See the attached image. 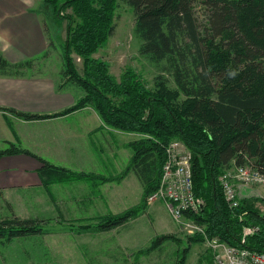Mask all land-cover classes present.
<instances>
[{
    "label": "trees",
    "instance_id": "16d2710c",
    "mask_svg": "<svg viewBox=\"0 0 264 264\" xmlns=\"http://www.w3.org/2000/svg\"><path fill=\"white\" fill-rule=\"evenodd\" d=\"M46 1L55 19L66 22L61 54L66 79L59 87L73 83L83 96L52 116L15 114L24 120L47 119L90 107L107 127L141 138L128 145L132 155L124 170L109 178L73 173L13 145L0 156L36 157L43 186L83 177L118 182L132 171L143 186L140 202L83 228L106 232L146 211L147 197L159 184L165 148L178 140L191 154L192 192L198 203L196 212L185 215L203 226L209 239L264 253V198L242 197L239 207L230 209L218 182L232 166L248 165L264 173V0H122L134 14L139 53L156 63L164 61L175 89L161 76L149 89L130 68L117 80L107 63L93 57L114 32L118 0ZM195 4L204 8L203 24L197 22ZM73 55L82 62L81 72ZM31 67V60L10 63L0 54L1 75H18ZM249 225L259 231L242 242V229ZM42 232L35 219L0 220L4 243ZM168 240L173 236H156L138 253L156 250ZM203 241L201 235L189 237L192 243ZM188 250L176 264L185 263Z\"/></svg>",
    "mask_w": 264,
    "mask_h": 264
},
{
    "label": "rangeland",
    "instance_id": "374dc122",
    "mask_svg": "<svg viewBox=\"0 0 264 264\" xmlns=\"http://www.w3.org/2000/svg\"><path fill=\"white\" fill-rule=\"evenodd\" d=\"M194 13L197 22L203 24V6L195 4ZM47 22L51 47L45 58L41 56L32 59V66L39 71H54L59 68L61 71L64 41L61 35L65 33L62 28L66 22L61 20L52 23L50 17ZM113 22V34L93 57L107 63L110 74L117 80L130 68L149 89L154 88L155 79L159 76L166 80L168 88L175 89L173 79L166 70V63L153 62L139 53L140 40L134 33V14L122 0L117 1ZM72 57L77 71L81 72V60L75 55ZM61 79L64 82L66 78L61 76ZM68 85L66 87L75 86L76 92L83 94L79 86L76 87L73 83ZM118 132L116 144L125 141L127 136L141 138L138 134ZM127 152L131 154L130 150ZM95 171L109 175L101 168ZM122 171L111 177L118 176ZM161 178L160 176L158 186ZM76 181L78 180L52 183L43 186V189L9 195L8 198L0 195V220L13 216L35 219L43 230L39 235L16 238L8 243L1 241L0 258L6 257L8 264H176L182 257L181 252L188 247L184 264H213L212 252L204 242H189L190 236L184 229L187 216L184 215L179 222H175L162 201H149V196L154 191L147 197L146 211L124 225L106 232L83 229L96 224L101 215H116L137 205L139 198L121 201L122 197L116 193L118 183L115 181H110L109 185L96 184L95 187ZM140 186L143 192L142 184ZM252 193L264 198V189L260 186L243 187V195L250 196ZM108 211L112 213H107ZM161 235H171L174 240L165 241L156 250L138 253L149 247L156 236ZM3 246L6 247L3 249Z\"/></svg>",
    "mask_w": 264,
    "mask_h": 264
},
{
    "label": "crops",
    "instance_id": "0c3cea01",
    "mask_svg": "<svg viewBox=\"0 0 264 264\" xmlns=\"http://www.w3.org/2000/svg\"><path fill=\"white\" fill-rule=\"evenodd\" d=\"M49 17L52 23H58L52 6L46 0H0V54L10 63L47 54L51 47L46 27ZM62 29L65 31V27ZM61 37L64 40L65 33ZM34 67L18 75L0 74V151L13 145L53 166L101 178H109L122 171L132 155V152L130 155L127 152L131 151L128 145L139 138L127 136L125 141L116 144L119 132L107 127L92 108L35 120H24L15 114L52 116L71 107L83 96L76 92L75 86L66 87L69 83L59 87L63 82L60 68L39 71ZM34 156L23 153L0 156L1 196L8 198L9 195L43 189L38 175L41 164ZM98 168L109 175L96 173ZM76 182L94 187L111 183L86 177ZM116 183V193L122 197L121 201L139 198L140 202L141 182L132 171ZM242 191L243 187L239 190L240 198L249 197ZM0 262L8 264L9 260L3 256Z\"/></svg>",
    "mask_w": 264,
    "mask_h": 264
},
{
    "label": "built area",
    "instance_id": "2783aa9c",
    "mask_svg": "<svg viewBox=\"0 0 264 264\" xmlns=\"http://www.w3.org/2000/svg\"><path fill=\"white\" fill-rule=\"evenodd\" d=\"M165 155L160 186L149 196V201H163L172 220L179 222L185 213H194L198 208L192 192L191 155L182 142L175 140L167 145ZM218 182L228 207L237 209L240 188L258 185L264 189V173L248 165L232 166L220 175ZM185 220L184 229L190 237H204V243L212 252L213 264H264V253L229 246L217 237L209 239L205 236L203 226L190 218ZM258 231V226H244L242 242Z\"/></svg>",
    "mask_w": 264,
    "mask_h": 264
},
{
    "label": "bare ground",
    "instance_id": "6f19581e",
    "mask_svg": "<svg viewBox=\"0 0 264 264\" xmlns=\"http://www.w3.org/2000/svg\"><path fill=\"white\" fill-rule=\"evenodd\" d=\"M190 153V152H189ZM191 155V154H190ZM190 162H191V159H190ZM161 201V200H160ZM163 202V201H162ZM164 203V202H163ZM165 204V203H164ZM204 242V241H203ZM205 244V243H204Z\"/></svg>",
    "mask_w": 264,
    "mask_h": 264
},
{
    "label": "clouds",
    "instance_id": "9594fccd",
    "mask_svg": "<svg viewBox=\"0 0 264 264\" xmlns=\"http://www.w3.org/2000/svg\"><path fill=\"white\" fill-rule=\"evenodd\" d=\"M230 75H235V73H230Z\"/></svg>",
    "mask_w": 264,
    "mask_h": 264
},
{
    "label": "water",
    "instance_id": "95a60500",
    "mask_svg": "<svg viewBox=\"0 0 264 264\" xmlns=\"http://www.w3.org/2000/svg\"><path fill=\"white\" fill-rule=\"evenodd\" d=\"M262 218L264 219V214H263V217Z\"/></svg>",
    "mask_w": 264,
    "mask_h": 264
}]
</instances>
